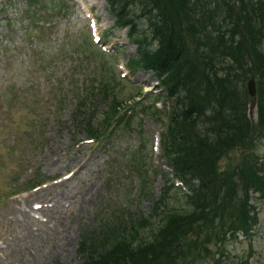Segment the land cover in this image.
Segmentation results:
<instances>
[{
  "label": "rangeland",
  "instance_id": "rangeland-1",
  "mask_svg": "<svg viewBox=\"0 0 264 264\" xmlns=\"http://www.w3.org/2000/svg\"><path fill=\"white\" fill-rule=\"evenodd\" d=\"M232 2L237 10L238 2ZM137 3H129L130 13L139 9ZM151 17L139 10L134 31L145 47L155 49ZM116 19L107 0H0V264H85L82 249L88 243L98 245L104 236L112 242L132 220L139 225L151 217L139 231L145 240L160 224L152 217L158 210L192 211L190 190L163 158L160 133L167 128L171 101L153 70L129 67L130 56L140 51L129 38L130 27L118 26ZM183 29L188 32V25ZM215 34L210 27L211 39L193 42L194 70L204 75L199 80L208 74L236 80L257 131L264 79L258 81L256 72L245 75L213 51ZM251 77L256 100L247 92ZM101 79L110 89L94 101L89 95L98 93L93 85ZM210 84L199 87L204 105ZM138 87L147 95L138 97ZM116 106L120 112L114 115ZM226 114L211 107L202 119L207 115L212 127L224 129ZM209 125L197 120L195 130L205 135ZM261 133L255 132L256 146L238 143L222 154L219 170L229 173L254 157L264 165ZM249 193L242 221L222 222L216 215L209 221L213 225L187 234L182 247L189 239L201 245L205 238L208 248L195 249V258L185 256L182 264H215L212 258L216 264H264V196ZM240 225L249 233L233 229Z\"/></svg>",
  "mask_w": 264,
  "mask_h": 264
},
{
  "label": "trees",
  "instance_id": "trees-1",
  "mask_svg": "<svg viewBox=\"0 0 264 264\" xmlns=\"http://www.w3.org/2000/svg\"><path fill=\"white\" fill-rule=\"evenodd\" d=\"M131 1L135 3V0H107V3L117 17L116 24L129 26V38L138 45L140 56H130L129 67L153 70L166 91L164 96L171 101L167 128L161 131L163 158L171 174L190 190L191 194L186 197L192 211L181 212L170 208L169 212L162 214L158 210L152 217H159L160 224L158 222L159 226L145 240L138 235L140 229L149 224L150 216L143 218L139 225L132 220L130 227L126 226L123 232L118 231L117 238L112 242L105 241L109 237L104 236L98 245L89 247L88 243L82 251L88 259L85 264H182L185 256L195 258V249L207 251L208 248L205 238L201 245L189 239L182 247L189 232L213 225L209 221L216 215L222 222L227 218L242 221L247 215L244 214V205L249 192L256 191L264 196V165L259 164L257 157L243 160L229 173L220 171L217 166L222 154L238 143H253L256 146L259 136L255 132L262 130L264 137V92L258 96L256 131L245 114L243 92L236 85V80L209 74L206 81L199 80L204 75L201 76L199 69L194 70L198 60L193 47V42H200L198 39L202 37L211 39L212 27L216 33L215 40L210 42L212 50L220 57L233 60V64L245 75L256 72L258 81L263 80L264 0H236L239 5L237 10L232 0H136V3L140 1L137 3L140 7L130 13L128 6ZM141 9L143 13L152 14L149 21L153 40L158 43L155 49L145 47V42L136 38L135 18ZM183 23L188 25V32L183 33ZM209 83L208 89L203 92V100L208 97L209 101L204 105L198 93L199 87ZM94 84L98 93L93 94L92 91L89 98L100 101L110 87L104 89L102 79L95 80ZM142 89L137 88L138 97L146 94ZM153 104H149L151 110L159 113ZM211 107L216 111H226V127H212V118L206 115L210 125L205 127V135L199 134L195 130L196 121L204 122L206 119L202 117ZM117 108H112L114 115L120 112ZM128 113L133 112L129 110ZM209 130H213L211 137ZM223 131L226 134L224 137L220 135ZM91 132L99 134L96 130ZM92 138L97 139L95 136ZM240 228L244 234L249 233L248 226L244 228L240 225L233 229ZM120 232L123 236L118 235ZM196 240L202 241V238ZM219 240L223 241L221 237ZM98 246H101L100 249H96ZM205 256L201 255L202 263ZM212 260L216 264L218 259Z\"/></svg>",
  "mask_w": 264,
  "mask_h": 264
},
{
  "label": "water",
  "instance_id": "water-1",
  "mask_svg": "<svg viewBox=\"0 0 264 264\" xmlns=\"http://www.w3.org/2000/svg\"><path fill=\"white\" fill-rule=\"evenodd\" d=\"M246 85H247L248 93L250 94V96H252L255 99L256 98V87H255L254 77H251L247 81V84Z\"/></svg>",
  "mask_w": 264,
  "mask_h": 264
}]
</instances>
